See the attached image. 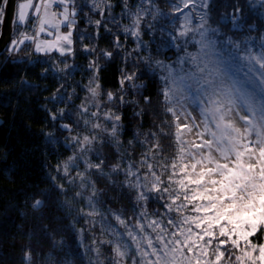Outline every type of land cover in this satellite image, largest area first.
Instances as JSON below:
<instances>
[{"label": "snow or ice", "instance_id": "snow-or-ice-1", "mask_svg": "<svg viewBox=\"0 0 264 264\" xmlns=\"http://www.w3.org/2000/svg\"><path fill=\"white\" fill-rule=\"evenodd\" d=\"M84 2L99 19L81 13L78 0H24L14 5L10 24L15 35L7 52L10 57L29 49V56L42 53L59 73L73 67L68 58H74L77 42L82 51L95 55L87 64L91 72L84 85L88 96L76 112V123L90 134L72 135L69 123L60 124L69 133L67 140L85 155L103 140L100 133L117 149L122 146L119 108L135 105L139 109L134 110L135 117L145 114L138 100L128 98L129 89L135 95L145 87L136 82L138 62L154 65L160 73V123L148 132L137 131L136 144L128 142L134 150L139 146V159L121 153L124 163L112 164L110 172L104 171L103 159L84 161L86 169L104 178L123 174L122 187L132 204L134 219L109 209L123 231L105 221L112 237L105 241L113 252L108 264H264V30L253 36L257 25L248 23L249 15L264 20V0H244L243 4L224 0L220 5L213 0H167V10L157 0H137L135 5L121 0L119 16L112 13V0ZM7 5L8 0H0V25ZM81 14L94 32L78 30ZM162 17L169 21L168 37L177 53L171 62L142 52L149 46L143 29L153 31V22ZM125 18L127 25L121 23ZM109 24L125 41L131 37L135 47L125 50ZM101 26L113 36V48L122 62H134L133 71L121 70L116 93H104L100 85V59H113V51L97 52ZM85 39L90 44H84ZM189 46L195 51H189ZM74 94L75 89L71 94L65 90L51 100H71ZM102 96H106L104 103ZM142 99L152 105L151 97ZM65 111L48 110V116L52 121L64 119ZM193 131L199 142L184 138ZM161 138L174 142L176 154L171 159L164 155ZM76 158L70 157L69 162ZM69 162L63 164L65 174ZM150 200L158 205L151 212Z\"/></svg>", "mask_w": 264, "mask_h": 264}, {"label": "trees", "instance_id": "trees-1", "mask_svg": "<svg viewBox=\"0 0 264 264\" xmlns=\"http://www.w3.org/2000/svg\"><path fill=\"white\" fill-rule=\"evenodd\" d=\"M157 2L167 10V0ZM213 2L220 5L224 0ZM78 3L81 13L88 12L93 19L100 18L98 13L90 11L84 0H78ZM112 3L113 15L119 16L121 0H112ZM129 3L135 5L137 0H129ZM212 15L215 17L216 12ZM252 22L257 25L252 35L258 36L264 30V20L249 15L248 23ZM121 23L127 25L129 20L122 19ZM153 23V31L143 29V39L149 46L142 52L165 62L175 60L177 53L168 37L172 31L168 19L162 17ZM213 26L217 25L213 23ZM109 27L120 36L125 50L135 47L131 37L125 41L114 25L109 24ZM77 28L94 32L82 14L78 17ZM112 41L113 36L101 26L100 38L96 41L97 52L100 49L113 51V59H100L103 65L100 85L104 93L118 92L121 70L133 71L134 62H122ZM83 43L90 44V41L85 39ZM74 47V58H68L73 67L65 73L53 70L52 61L43 54L32 52L29 56L31 49L22 50L16 57H10L6 49L0 56V264H108L113 252L112 245L105 241L112 237L107 233L105 221L123 231L109 209L134 219L132 204L122 187L123 174L104 178L94 169H86L84 161L98 163L103 159L104 171L110 172L112 164L124 163L121 153L128 152L139 159V146L134 150L128 142L136 144L137 131L148 132L154 123H160L157 114V109L162 111L160 73L154 70V65L138 62L136 82L145 87L137 90L135 95L129 89L128 98L138 100L145 114L142 118L135 117L134 110H139L135 105L119 108L123 117V131L119 136L122 146L117 149L106 134L100 133L103 140L94 143L86 155L81 154L77 146L67 140L69 133L60 128V124L69 123L73 128L72 135L90 134L82 123H76V112L88 96L84 85L91 72L87 64L95 55L82 51L79 42ZM189 51H195V48L189 46ZM53 56L58 57V54L53 53ZM46 68L47 72L44 71ZM125 88H128L127 84ZM73 89L75 94L71 100H51L53 94L59 96L65 90L71 94ZM143 96L152 98L151 106L144 104ZM105 101L106 96H102L101 103ZM58 108L66 109L65 118L52 121L48 110L56 112ZM161 144L164 155L171 159L176 154L174 142L161 138ZM70 157L77 158L69 162ZM66 162H69L67 174L63 169ZM40 200L43 203L38 205ZM157 206L150 200L148 211Z\"/></svg>", "mask_w": 264, "mask_h": 264}, {"label": "water", "instance_id": "water-1", "mask_svg": "<svg viewBox=\"0 0 264 264\" xmlns=\"http://www.w3.org/2000/svg\"><path fill=\"white\" fill-rule=\"evenodd\" d=\"M18 1L19 0H8V5L5 9L4 22L0 27V56L6 51L10 44V40L15 35L10 21L12 19L14 5L18 4Z\"/></svg>", "mask_w": 264, "mask_h": 264}, {"label": "rangeland", "instance_id": "rangeland-1", "mask_svg": "<svg viewBox=\"0 0 264 264\" xmlns=\"http://www.w3.org/2000/svg\"><path fill=\"white\" fill-rule=\"evenodd\" d=\"M21 2H24V0H19L18 3H21ZM62 30H66V29H62ZM75 37V36H74ZM41 38H44L43 34L41 35ZM39 54H42V53H39ZM194 115H197V119L199 120V116L197 113H193ZM183 122V121H182ZM236 126L237 127H240V123L238 121H236ZM186 140H189V141H196V142H199L198 141V138L196 137L195 135V132L193 131V133H190V134H186L185 137H184ZM43 202L40 200L38 201V205H41Z\"/></svg>", "mask_w": 264, "mask_h": 264}]
</instances>
